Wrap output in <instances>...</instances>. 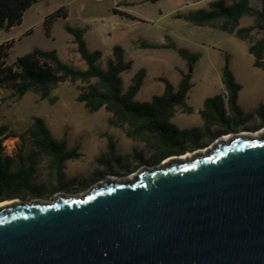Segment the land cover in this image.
Returning <instances> with one entry per match:
<instances>
[{
	"label": "rangeland",
	"instance_id": "1",
	"mask_svg": "<svg viewBox=\"0 0 264 264\" xmlns=\"http://www.w3.org/2000/svg\"><path fill=\"white\" fill-rule=\"evenodd\" d=\"M213 1L215 0H50L30 9L21 26L10 32L0 31V44L13 42L8 56L10 62L34 49L54 50L62 63L77 70H85L86 65L80 59L72 37L64 30L65 23L58 20L53 26L52 38H47L40 22L41 15H49L59 9L62 2H67L70 10L68 24L84 29L83 38L87 49L102 53V67L111 57L113 46L118 45L124 50L125 61L132 63L131 69L121 75L124 91L129 87L133 76L139 70H145L142 87L134 98L136 103L150 102L153 96L163 95L164 85L157 81L159 77L166 78L176 88L182 74L192 76L193 87L187 96V105L192 111L184 113L177 110L169 120L170 125L181 131L193 128L204 130L199 112L206 99L223 91L222 70L225 67V55H228V68L241 87L237 98L241 117L234 118L226 114L228 124L216 128L230 135L257 133L264 130V70L253 67L247 43L218 30L217 24L194 26L176 18L177 15H188L206 9ZM236 2L237 0H229L226 5ZM248 4L252 8H259L261 0H248ZM113 9L129 15L134 21L114 14ZM252 24L253 18L244 16L240 19L239 27ZM31 28L32 34L22 37ZM255 38H259V35L256 34ZM142 43H172L177 49H184L197 56L198 60L190 65L179 57L176 50L143 49L140 47ZM77 95L75 86L69 83L60 84L52 90V96L56 99L53 103L48 100L40 101L33 93H27L18 99L11 97L10 91L0 90V126L7 125L15 135L3 141L7 154H13L17 150L21 143L19 137L30 127L33 116L44 120L55 140H66L67 149L76 147L80 154L79 159L64 164V176L54 187L29 191L24 194L25 197L14 200L48 202L62 194L83 195L90 188L109 179L121 181L141 169L155 168L167 160L157 165L146 163L150 152L143 144L127 139L121 130L110 127L109 114L103 109L88 113L76 101ZM107 137L113 140L114 153L107 150ZM202 142L207 144L199 149L202 151L214 143L207 138ZM199 150L176 157L189 156ZM134 153H142L145 162L140 163ZM104 154L106 162L98 163L97 159ZM39 172V181L48 184L51 170L47 162L42 164ZM34 186L41 187L40 184ZM11 201L13 200L0 204Z\"/></svg>",
	"mask_w": 264,
	"mask_h": 264
},
{
	"label": "water",
	"instance_id": "2",
	"mask_svg": "<svg viewBox=\"0 0 264 264\" xmlns=\"http://www.w3.org/2000/svg\"><path fill=\"white\" fill-rule=\"evenodd\" d=\"M201 151L83 195L1 205L0 264H264V135Z\"/></svg>",
	"mask_w": 264,
	"mask_h": 264
},
{
	"label": "trees",
	"instance_id": "3",
	"mask_svg": "<svg viewBox=\"0 0 264 264\" xmlns=\"http://www.w3.org/2000/svg\"><path fill=\"white\" fill-rule=\"evenodd\" d=\"M41 1L43 0H0V31L9 32L20 26L24 13ZM112 12L134 21L129 15L119 13L115 9ZM244 16L253 18L251 26L239 27L240 19ZM67 18L66 6H61L47 15L43 22L45 36L52 38L54 24L58 20L65 22ZM176 18L194 26L217 24L218 30L247 43L248 53L253 58V67L264 70V0H261L259 8L250 7L248 0H237L232 5L213 1L206 9L188 15H177ZM64 30L72 37L76 51L86 65L85 70H77L62 63L54 50L34 49L10 62L8 56L13 42H4L0 44V90L10 91L11 97L18 99L27 93H33L40 101L48 100L53 103L56 99L52 96V90L60 84L69 83L75 86L78 92L76 101L82 104L88 113L103 109L109 114L108 125L121 130L127 139L143 144L150 152L146 163L153 165L172 156H182L189 151L203 149L207 146L202 142L204 138L213 142L227 134L216 128L228 124L226 114L234 118L241 117L237 106L241 87L228 68V55H225V67L222 70L223 91L206 99L203 109L199 112L204 122V130L193 128L181 131L170 125L169 120L177 110L184 113L192 111L186 104L187 96L193 87L190 74H182L176 88L166 78H157V81L164 85L163 95L153 96L150 102L136 103L134 98L142 87L145 70H139L124 91L121 75L131 69L132 63L125 61L122 47L113 46L111 57L102 67V53L90 52L87 49L83 38L84 29L65 23ZM256 34L259 38H255ZM140 47L176 50L179 57L190 65H194L198 60L197 56L184 49H177L172 43H142ZM31 120L30 127L19 137L21 143L13 154L6 153L3 141L15 135L9 131L7 125L0 126V202L25 197L24 194L29 191L36 192L54 187L64 176V164L80 157L78 148L68 150L66 140H55L52 137L42 118L33 116ZM107 141V150L114 153L112 138L107 137ZM134 156L140 163L145 162L142 153H134ZM45 162L51 170L48 184L39 181V171ZM97 162H106L105 154L101 155ZM38 184L41 187L34 186Z\"/></svg>",
	"mask_w": 264,
	"mask_h": 264
},
{
	"label": "crops",
	"instance_id": "4",
	"mask_svg": "<svg viewBox=\"0 0 264 264\" xmlns=\"http://www.w3.org/2000/svg\"><path fill=\"white\" fill-rule=\"evenodd\" d=\"M48 1H50V0H43V1H41V2H39V3H37V4H34L33 6H31L25 13H24V16H23V20H22V23H21V25L24 23V19H25V15H26V13L30 10V9H32L33 7H35V6H38L39 4H42V3H44V2H48ZM62 6H66L67 8H68V3L67 2H62ZM47 16V15H46ZM46 16H44V14L43 15H41V18H40V22H41V25L43 26V22H44V18L46 17ZM69 19H70V10H69V8H68V18L66 19V21L64 22V23H67L68 24V21H69ZM20 25V26H21ZM19 27V26H18ZM14 29V28H13ZM12 30V29H11ZM10 30V31H11ZM9 31V32H10ZM32 32H33V29L31 28V29H28L23 35H22V37H25V36H28V35H31L32 34ZM186 104H187V100H186ZM188 106V105H187ZM190 107V106H189Z\"/></svg>",
	"mask_w": 264,
	"mask_h": 264
},
{
	"label": "bare ground",
	"instance_id": "5",
	"mask_svg": "<svg viewBox=\"0 0 264 264\" xmlns=\"http://www.w3.org/2000/svg\"><path fill=\"white\" fill-rule=\"evenodd\" d=\"M248 135H250L251 138H255V139H256L257 137H260V136L264 135V130L259 131V132H257V133L248 134ZM224 139H225V140L230 139V136H229V137H225ZM201 152H205V150H203V151H201ZM191 157H192V155H189V156L182 157V158H180V159H182V160H187L188 158H191ZM132 177H133V176H129V177H127V178H125L124 180H121V181H126V180H129V179H132ZM109 181H110V182H120V180H118V179H109ZM5 204H6V203H5ZM5 204H0V206H1V205H5Z\"/></svg>",
	"mask_w": 264,
	"mask_h": 264
},
{
	"label": "built area",
	"instance_id": "6",
	"mask_svg": "<svg viewBox=\"0 0 264 264\" xmlns=\"http://www.w3.org/2000/svg\"><path fill=\"white\" fill-rule=\"evenodd\" d=\"M215 1H222V2H228L229 0H215Z\"/></svg>",
	"mask_w": 264,
	"mask_h": 264
},
{
	"label": "flooded vegetation",
	"instance_id": "7",
	"mask_svg": "<svg viewBox=\"0 0 264 264\" xmlns=\"http://www.w3.org/2000/svg\"><path fill=\"white\" fill-rule=\"evenodd\" d=\"M259 130V129H258Z\"/></svg>",
	"mask_w": 264,
	"mask_h": 264
}]
</instances>
